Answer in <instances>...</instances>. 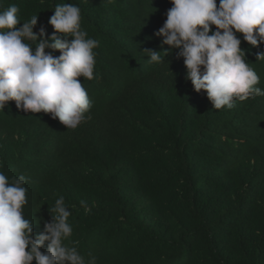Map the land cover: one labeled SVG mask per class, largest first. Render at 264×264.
Instances as JSON below:
<instances>
[{
	"label": "trees",
	"instance_id": "16d2710c",
	"mask_svg": "<svg viewBox=\"0 0 264 264\" xmlns=\"http://www.w3.org/2000/svg\"><path fill=\"white\" fill-rule=\"evenodd\" d=\"M66 3L99 42L95 78H78L92 102L85 121L67 129L14 101L0 110V172L25 177L34 236L63 196L73 228L65 243L86 262L264 264V96L216 110L194 91L178 50L156 35L170 0H0V11L16 5L21 23L37 15L34 33L49 38ZM237 38L264 90V44Z\"/></svg>",
	"mask_w": 264,
	"mask_h": 264
},
{
	"label": "clouds",
	"instance_id": "9594fccd",
	"mask_svg": "<svg viewBox=\"0 0 264 264\" xmlns=\"http://www.w3.org/2000/svg\"><path fill=\"white\" fill-rule=\"evenodd\" d=\"M170 3L172 7L156 35L170 50H178L177 57L186 68L185 79L195 92L203 90L216 110L232 109L236 99L264 96V90L257 86L260 77L246 62L237 38L242 34L254 48L264 44V0H219V6L217 0ZM18 13L16 5L0 11V110L14 101L17 109L50 114L67 129H76L92 108L78 78H95L94 49L99 42L87 38L81 29V10L74 4L55 7L49 20L55 32L49 38H45L43 27L34 33L37 15L21 23ZM57 51L58 57L52 54ZM146 53L151 62H162V52ZM256 59L264 60V52H258ZM24 184V176L10 181L0 172V264H33L34 260L36 264H96L94 256L85 261L75 242L71 246L65 243L73 228L63 196L51 209V222H45L43 232L34 236L33 224L23 215L28 191ZM81 205L88 210L86 202L81 201Z\"/></svg>",
	"mask_w": 264,
	"mask_h": 264
}]
</instances>
